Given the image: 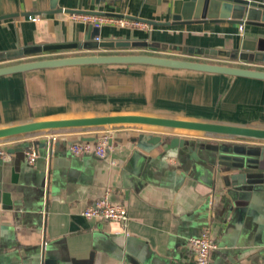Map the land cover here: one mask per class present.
Masks as SVG:
<instances>
[{
  "label": "crops",
  "instance_id": "crops-1",
  "mask_svg": "<svg viewBox=\"0 0 264 264\" xmlns=\"http://www.w3.org/2000/svg\"><path fill=\"white\" fill-rule=\"evenodd\" d=\"M56 7L141 21L170 19L167 5L156 0H57ZM49 8L50 0H0V15L19 13L0 19V65L63 55L147 53L264 69L263 62L243 64L239 57L189 50L233 53L242 41L264 38L263 26L203 19L104 24L92 36V24L74 21L64 10L45 13ZM96 37L134 44L83 45ZM63 43L77 44L4 56ZM119 113L264 127V80L151 64L69 65L0 75V126ZM101 130L109 131L113 146L104 157L69 152L70 143ZM53 132L60 133L57 139L43 146ZM151 135L199 140L200 157L211 158L207 150L216 162L231 161L232 148L240 146L249 166L241 169L242 180L228 186L224 171L188 153L177 155L176 148L162 141L147 143ZM8 138L13 140L8 147L24 149L0 160V264H194L188 240L204 228L217 243L208 264H264V140L141 124L61 128ZM30 148L38 152L33 163L24 157ZM101 197L125 205V226L84 217L82 210Z\"/></svg>",
  "mask_w": 264,
  "mask_h": 264
},
{
  "label": "water",
  "instance_id": "water-1",
  "mask_svg": "<svg viewBox=\"0 0 264 264\" xmlns=\"http://www.w3.org/2000/svg\"><path fill=\"white\" fill-rule=\"evenodd\" d=\"M158 4H166L170 13V19L167 21H154L143 19L144 22L156 25H169L172 22L190 23L199 20H211L219 22L250 24L264 27V0H156ZM57 0H50V8L45 13H53L58 11H79L73 9H63L56 7ZM87 12L104 13L100 11L87 10ZM19 13H8L0 15V19L4 17L16 16ZM22 14H30L22 13ZM122 16L118 13H107ZM98 28L95 27L92 36L98 34ZM91 35L87 34L86 38ZM83 41V45L93 44L92 46H121L134 44L129 41ZM77 43L63 44H47L42 47H30L18 49L9 54H4L6 57L22 55L24 53H36L42 50L59 49L74 47ZM186 49V48H185ZM197 54H221L239 57L243 60L259 61L264 63V38L258 37L257 40L251 42L248 40L242 41L240 48L233 53L225 50L189 49ZM84 64H151L163 67L190 69L196 71H204L211 73H219L226 75H235L264 80V69L244 67L238 65L207 62L193 60L187 58L170 57L147 53H93V54H76L42 57L29 60H21L13 63L0 65V75L23 72L31 69L59 67L69 65H84ZM114 124H141L150 126H159L164 128L181 129L189 131L204 132L207 134L224 135L229 137L250 138L264 140V127L252 126L243 124H232L215 121H202L192 119H182L175 117L155 116L141 113H119V114H100V115H85L74 117H61L51 119H35L9 125L0 126V139L24 135L29 133L40 132L44 130H53L71 127H101ZM94 137H83L82 140H93ZM147 143L155 144L163 142L164 146L177 149V155L188 153L193 159L200 160L202 164L216 167V171L221 173L222 180L225 185L231 186L237 182V179L242 180L241 169L249 166L245 159V150L241 147L232 148V155L229 157L231 161H218L212 158V153L205 150L211 158H206L204 154L200 157L199 148L203 145L201 141L196 139H186L178 136L166 137L160 135H151L146 138ZM48 140L43 146H51ZM24 149L22 146L8 147L6 151L14 152ZM208 149V148H205ZM209 150V149H208ZM52 152H50L51 155ZM49 154V153H48ZM227 155L222 157L226 158ZM200 157V158H199ZM20 168L19 171H21ZM236 171L228 173V171ZM247 179V178H245Z\"/></svg>",
  "mask_w": 264,
  "mask_h": 264
},
{
  "label": "built area",
  "instance_id": "built-area-1",
  "mask_svg": "<svg viewBox=\"0 0 264 264\" xmlns=\"http://www.w3.org/2000/svg\"><path fill=\"white\" fill-rule=\"evenodd\" d=\"M67 16L74 21H82L92 24L94 27H101L104 24H116L119 26H146V22L140 19H135L128 16H117L107 13H95L87 11H71L67 12ZM32 19H37L38 16H31ZM96 40H100L96 37ZM243 64H252L250 61L241 60ZM60 133L47 134L49 142L53 143ZM13 140L10 138L0 139V160L9 157L10 153L6 151L8 145ZM113 148L111 135L109 131L101 130L94 136L93 140H78L69 144L68 150L71 154H94L98 157H104L109 150ZM24 157L28 163H33L38 157L36 149L30 148L24 151ZM88 219L100 221H119L124 226L128 222V212L122 203L111 202L106 197L98 198L88 204L81 212ZM188 245L194 255V264H208L210 255L213 249L217 247L214 237L209 229L204 228L199 235L191 236L188 240Z\"/></svg>",
  "mask_w": 264,
  "mask_h": 264
},
{
  "label": "rangeland",
  "instance_id": "rangeland-1",
  "mask_svg": "<svg viewBox=\"0 0 264 264\" xmlns=\"http://www.w3.org/2000/svg\"><path fill=\"white\" fill-rule=\"evenodd\" d=\"M236 147H240V146H236Z\"/></svg>",
  "mask_w": 264,
  "mask_h": 264
}]
</instances>
